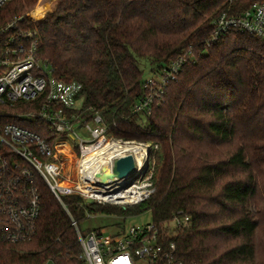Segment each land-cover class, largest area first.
I'll list each match as a JSON object with an SVG mask.
<instances>
[{
    "label": "trees",
    "instance_id": "obj_1",
    "mask_svg": "<svg viewBox=\"0 0 264 264\" xmlns=\"http://www.w3.org/2000/svg\"><path fill=\"white\" fill-rule=\"evenodd\" d=\"M252 1L57 0L44 18L24 22L52 74L81 84L86 120L97 111L109 135L157 142L160 150L154 192L126 208L74 194L62 195V206L36 177L35 232L23 242L0 241V264H81L71 222L87 212L123 219L148 212L159 229L188 215L189 224L167 238L182 264H264V41L235 30L207 45L219 11L237 14ZM32 3L0 9V25ZM186 51L192 59L164 86L159 104L134 113L146 94L137 59L160 73ZM24 126L53 137L41 120Z\"/></svg>",
    "mask_w": 264,
    "mask_h": 264
},
{
    "label": "built area",
    "instance_id": "obj_2",
    "mask_svg": "<svg viewBox=\"0 0 264 264\" xmlns=\"http://www.w3.org/2000/svg\"><path fill=\"white\" fill-rule=\"evenodd\" d=\"M14 1L0 0V9ZM33 17L17 14L0 25V241L9 243L29 240L35 232L40 214L36 177L62 206L61 196L74 194L85 203L103 201L126 208L144 202L154 192L158 145L114 139L97 111L86 120L81 112V84L54 76L51 66L38 56L36 32L23 28ZM212 25L207 45L235 30L264 41V0H253L237 14L224 8L213 17ZM191 55V51L183 52L156 73L159 79L145 80L146 94L133 112L150 114L164 86L177 77ZM36 120L49 126L51 140L24 126ZM78 126H84L89 138L77 137ZM71 144L78 151L75 172L71 166L64 170L65 162L71 160ZM126 155L133 157L135 171L123 178L108 177L114 160ZM189 220L188 215L178 214L160 229L150 220L111 232L99 228L86 233L75 220L71 223L81 264H182L175 242L167 238Z\"/></svg>",
    "mask_w": 264,
    "mask_h": 264
},
{
    "label": "rangeland",
    "instance_id": "obj_3",
    "mask_svg": "<svg viewBox=\"0 0 264 264\" xmlns=\"http://www.w3.org/2000/svg\"><path fill=\"white\" fill-rule=\"evenodd\" d=\"M21 2H24L26 4L27 0H20ZM57 0H33V3L31 5H26L23 12L21 14H28L30 16H33V14L36 12L37 8H42V13L38 17H33L34 21H39L42 18L45 17L46 13L49 12L50 10L53 9L55 3ZM34 22V23H36ZM140 65V68L143 70L142 73V80H147L149 78H154V79H159V76L156 75V73H153L151 69L153 68V65L150 64L149 60L146 58H138L137 59ZM77 137L81 139H87L89 138V133L88 131L84 128V126H78V128L75 131ZM116 140H125L122 138H116ZM135 142H142V143H149V144H154L153 142H145V141H138V140H133ZM75 144V143H74ZM74 144H71L70 146V158L71 160L65 162V168L64 170H67L69 166L72 167V172H75V166H76V161L78 158V151ZM155 144H158L157 142ZM160 150V146H158V149ZM156 153V152H155ZM155 162H156V155L154 157ZM58 180H63L62 177H58ZM89 203H95L97 205H104V206H117L121 207L119 205H114V204H108L106 202H89ZM90 216L85 215V218L79 221L78 226L79 229L83 232L86 233V231H90L93 229H104L106 232H111L116 230L120 226H125L128 227L130 225H137V224H142L145 222H149L150 219V214L148 212L141 213L138 215H133L129 216L125 219L113 215V214H106V213H90Z\"/></svg>",
    "mask_w": 264,
    "mask_h": 264
},
{
    "label": "water",
    "instance_id": "obj_4",
    "mask_svg": "<svg viewBox=\"0 0 264 264\" xmlns=\"http://www.w3.org/2000/svg\"><path fill=\"white\" fill-rule=\"evenodd\" d=\"M134 171H135V167H134L133 157L131 155H126L114 160L112 170L110 171L109 174H107V176L110 178L113 177L123 178L132 174Z\"/></svg>",
    "mask_w": 264,
    "mask_h": 264
}]
</instances>
